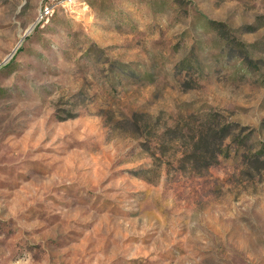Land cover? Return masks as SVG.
I'll return each mask as SVG.
<instances>
[{"label":"rangeland","instance_id":"rangeland-1","mask_svg":"<svg viewBox=\"0 0 264 264\" xmlns=\"http://www.w3.org/2000/svg\"><path fill=\"white\" fill-rule=\"evenodd\" d=\"M0 264H264V0H0Z\"/></svg>","mask_w":264,"mask_h":264},{"label":"built area","instance_id":"built-area-1","mask_svg":"<svg viewBox=\"0 0 264 264\" xmlns=\"http://www.w3.org/2000/svg\"><path fill=\"white\" fill-rule=\"evenodd\" d=\"M52 13V8L49 6H44V8L42 9L41 13H40V19L44 18V17H48L50 14Z\"/></svg>","mask_w":264,"mask_h":264}]
</instances>
